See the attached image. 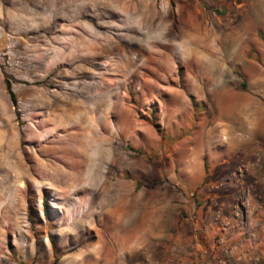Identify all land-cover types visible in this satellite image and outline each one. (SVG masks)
I'll return each instance as SVG.
<instances>
[{
	"label": "rangeland",
	"instance_id": "1",
	"mask_svg": "<svg viewBox=\"0 0 264 264\" xmlns=\"http://www.w3.org/2000/svg\"><path fill=\"white\" fill-rule=\"evenodd\" d=\"M53 255L261 262L264 0H0V264Z\"/></svg>",
	"mask_w": 264,
	"mask_h": 264
},
{
	"label": "bare ground",
	"instance_id": "2",
	"mask_svg": "<svg viewBox=\"0 0 264 264\" xmlns=\"http://www.w3.org/2000/svg\"><path fill=\"white\" fill-rule=\"evenodd\" d=\"M207 34V33H206ZM183 37V36H182ZM100 41H102L101 39H100ZM87 43V41L85 42V44ZM79 45V44H78ZM153 46V45H152ZM183 48H185V43H183ZM195 46V45H194ZM199 48H200V46H198ZM206 47V46H205ZM89 48L90 47H85V50H89ZM203 48V47H202ZM80 49V48H79ZM82 49H84V48H82ZM82 49H80V51H82ZM94 50V49H93ZM97 50H99L100 51V49H98L97 48ZM210 50V49H209ZM207 51V50H206ZM98 52V51H97ZM111 52V51H110ZM91 53V52H90ZM197 54V53H196ZM75 111V110H74ZM84 111V110H83ZM92 113V112H91ZM83 115V114H82ZM88 116V115H87ZM81 118H82V116H81ZM81 120V123L83 122L82 121V119H80ZM93 120V119H92ZM89 122V121H88ZM92 122L90 121L89 123H87V126H89L90 124H91ZM80 124V123H79ZM79 128H80V126H79ZM103 132V131H102ZM102 132H96V130H92V132H91V138H86L87 140V145H86V143H85V146H84V148L83 149H85L84 151H87L86 152V154H89V157H91L92 159H100L102 156L104 157V155H110L109 154V147H108V145H109V143H111V140H109V143H107L108 142V138L105 136L106 135V133H105V135H103V133ZM232 140V139H231ZM85 141V142H86ZM110 146V145H109ZM111 147V146H110ZM80 154V153H79ZM81 154H82V152H81ZM84 154H85V152H84ZM80 156V155H79ZM83 155H81V157H82ZM88 156V155H87ZM80 158V157H79ZM91 158H90V160H91ZM85 159V158H84ZM87 160V159H86ZM83 161V160H82ZM98 161V160H97ZM100 161V160H99ZM91 162H92V160H91ZM93 163V162H92ZM94 163L95 164H98V163H96L95 161H94ZM101 163V162H100ZM63 164V163H62ZM94 164V165H95ZM62 166H64V165H62ZM66 167V166H65ZM66 168H68V167H66ZM65 168V169H66ZM93 168H94V166H93ZM96 168V167H95ZM58 169V168H57ZM60 169V168H59ZM91 169V168H90ZM62 170V169H61ZM60 170V171H61ZM66 170H68V169H66ZM87 170V169H86ZM93 170V169H92ZM92 170H91V173H92ZM59 171V172H60ZM67 172V171H66ZM86 172V171H85ZM93 172H94V170H93ZM90 173V172H89ZM89 173H88V175H89ZM91 176V175H90ZM72 180V179H71ZM76 180V179H75ZM74 180V181H75ZM80 180V179H79ZM77 182H78V180H77ZM72 183H73V181H72ZM69 185V184H68ZM102 185H104V184H102ZM120 209V208H119ZM129 219H131V218H129ZM120 220V219H119ZM132 221V220H131Z\"/></svg>",
	"mask_w": 264,
	"mask_h": 264
},
{
	"label": "trees",
	"instance_id": "3",
	"mask_svg": "<svg viewBox=\"0 0 264 264\" xmlns=\"http://www.w3.org/2000/svg\"><path fill=\"white\" fill-rule=\"evenodd\" d=\"M4 84H5L6 91L9 95L10 101L12 102L13 105H16V103H17L16 96H15L14 92L12 91L11 84L7 78L4 79ZM46 210H47V206L45 205V212H46ZM52 245H53V242H52ZM58 260H59V257L57 255H53V263L52 264H57Z\"/></svg>",
	"mask_w": 264,
	"mask_h": 264
},
{
	"label": "crops",
	"instance_id": "4",
	"mask_svg": "<svg viewBox=\"0 0 264 264\" xmlns=\"http://www.w3.org/2000/svg\"><path fill=\"white\" fill-rule=\"evenodd\" d=\"M249 255V254H248ZM264 256V255H263ZM263 259H261V262L259 264H264V257H262ZM243 260V261H242ZM257 258H254V260H252V258L250 260H244V259H241L240 261H237V260H234V263L235 264H258L257 263ZM221 264V263H219Z\"/></svg>",
	"mask_w": 264,
	"mask_h": 264
}]
</instances>
